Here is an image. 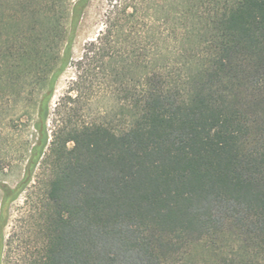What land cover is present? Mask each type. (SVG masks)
<instances>
[{
  "label": "trees",
  "instance_id": "1",
  "mask_svg": "<svg viewBox=\"0 0 264 264\" xmlns=\"http://www.w3.org/2000/svg\"><path fill=\"white\" fill-rule=\"evenodd\" d=\"M93 1L0 0V116L42 90L22 178L0 181V264L30 187L32 264H264V0H105L74 62Z\"/></svg>",
  "mask_w": 264,
  "mask_h": 264
},
{
  "label": "rangeland",
  "instance_id": "2",
  "mask_svg": "<svg viewBox=\"0 0 264 264\" xmlns=\"http://www.w3.org/2000/svg\"><path fill=\"white\" fill-rule=\"evenodd\" d=\"M106 7L105 0H94L87 10L74 43L72 54L74 62L84 55L86 44L95 40L103 29ZM76 72V68L71 66L58 80L52 107H55L66 94ZM41 94L42 90L36 91L34 96L24 94L12 107L10 114L4 112L0 116V181L12 187L16 186L23 175V164L17 160L19 150L21 146H24V149L28 148L35 139L33 123ZM109 105V100L95 98L85 108H88L92 114H96ZM11 117H13L11 127L14 129L12 131L8 126V120ZM10 157H12L11 165H9ZM3 167L6 168L3 170ZM41 200L42 192L30 187L11 206L1 264H32L39 255L42 243L39 212Z\"/></svg>",
  "mask_w": 264,
  "mask_h": 264
}]
</instances>
